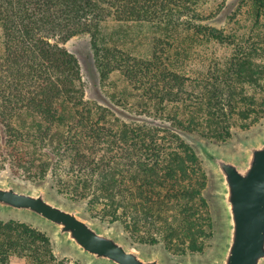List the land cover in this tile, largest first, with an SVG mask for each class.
Listing matches in <instances>:
<instances>
[{"label": "trees", "instance_id": "obj_1", "mask_svg": "<svg viewBox=\"0 0 264 264\" xmlns=\"http://www.w3.org/2000/svg\"><path fill=\"white\" fill-rule=\"evenodd\" d=\"M201 1L0 0L1 144L16 165L38 170L32 180L52 171L55 192L85 203L91 218L176 256L205 255L217 232L206 170L181 133L221 144L233 127L249 132L264 122V0H242L251 22L243 30L237 20L202 24ZM108 21L149 25L150 56L109 44L101 33ZM80 33L90 35L100 79L119 74L138 91L139 113L167 123L105 125L110 112L84 99L79 63L61 45ZM204 47L230 51L194 70L190 59ZM127 94L112 98L127 103ZM15 257L63 264L45 230L0 218V264Z\"/></svg>", "mask_w": 264, "mask_h": 264}, {"label": "water", "instance_id": "obj_2", "mask_svg": "<svg viewBox=\"0 0 264 264\" xmlns=\"http://www.w3.org/2000/svg\"><path fill=\"white\" fill-rule=\"evenodd\" d=\"M199 157L213 174L220 233L208 260L182 264H264V126L237 146L222 149L195 138ZM83 205L58 200L50 182L30 187L9 174L0 178V215L17 216L52 232L56 249L69 248L88 264H168L162 249L129 248L117 226L82 217Z\"/></svg>", "mask_w": 264, "mask_h": 264}, {"label": "rangeland", "instance_id": "obj_3", "mask_svg": "<svg viewBox=\"0 0 264 264\" xmlns=\"http://www.w3.org/2000/svg\"><path fill=\"white\" fill-rule=\"evenodd\" d=\"M246 1L242 0H202L201 1V14L204 16V19L201 21L202 24L207 26L216 27V28H227L233 24L234 20H237L241 30L250 26L251 22L249 19V8L248 6H243ZM101 33L105 38L109 41V44H115L119 48H123L128 50L132 53V55L147 58L150 56L153 45H154V33L149 25L142 24V23H135V22H128V23H121L115 21H108L102 24L101 26ZM116 33V34H115ZM61 45L70 53H72L80 67V75H81V82L83 84L84 90V99L91 105L92 107H104V109L108 110L110 114L107 116V123L106 126L117 124L118 122L129 123L133 122L131 120H142L145 121L146 124H165L167 120H151L153 117L149 115L140 114L141 105L137 100L138 91H127V83L122 80L121 76L117 73L110 74L111 76L108 77L106 80L100 79L98 74L97 68L93 61V54H92V44L91 38L88 33H80L75 35L65 42H62ZM201 55L197 58L190 59V62L194 59L192 63V69L196 70L199 69V60L204 61L203 64L212 65L219 61H224L226 55L229 53V48L227 47H218V48H203L200 50ZM200 53V52H199ZM202 70V68H201ZM121 89V90H120ZM119 91H124L127 94V103L124 101L122 104L121 102L117 101L116 99L112 98V94L116 92L117 94ZM137 106L136 109H133L134 106ZM153 110V106L149 107ZM171 111V110H170ZM133 118V119H131ZM158 121V122H157ZM140 122V121H139ZM117 126V125H116ZM264 126V122L257 127L253 131L249 132H239L235 127L232 128V136L230 140L226 143H214L209 141L206 138H202L194 133H181V137L195 150L197 156L198 152L196 146L193 143V139L199 138L204 140L206 143L219 147L222 149H232L237 146L238 138L241 136H251L257 131H259ZM1 141V140H0ZM200 161L202 162L205 170L206 175L208 177V187L206 189L207 198L209 199L210 203L215 212L216 218V237L213 242V246L208 249V252L202 256H176L171 254L166 250V248L162 244H148V245H140V244H133L131 242V238L127 234L123 232L121 227L118 224H105L100 222L96 218H91L88 213L86 212V205L85 203H76L65 200L61 195L57 194L53 188L52 184V171H47L44 173L43 177L38 179L32 180L38 170L33 167L25 169L21 165H16L12 156L8 153V148H4L3 142H0V178H2L5 174H9L17 183L23 184L30 187H36L45 181L50 182L51 190L53 195L63 203H67L70 205H83L84 211L82 217L88 220H96L102 223L105 227H112L117 226L122 234V236L127 240L128 246L130 249L134 251L139 250H146V251H155L157 249H162L165 253L168 264H182V262L186 259H195V260H208L213 256L215 251V247L218 242L219 233H220V226H219V216L216 208V204L211 198V194L215 189V182L213 179V174L211 173L208 166L205 162L199 157ZM30 166V165H29ZM17 170L16 175L13 174V171ZM20 174V176L18 175ZM38 174V173H37ZM0 218L8 219L14 218L25 221L27 223L35 224L32 221H29L25 218H20L17 216H3L0 215ZM40 227V226H38ZM42 228V227H40ZM46 231V233L50 236L52 243L54 254L56 257V261L63 263V264H88V262L79 257L75 252H73L69 248H60L56 249L55 247V239L51 231L42 228ZM138 240V239H137ZM11 264H28L23 258L15 257ZM32 264V263H29ZM59 264V263H56Z\"/></svg>", "mask_w": 264, "mask_h": 264}]
</instances>
